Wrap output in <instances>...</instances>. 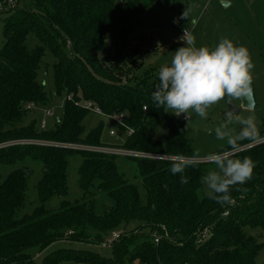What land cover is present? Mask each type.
<instances>
[{"label": "trees", "instance_id": "1", "mask_svg": "<svg viewBox=\"0 0 264 264\" xmlns=\"http://www.w3.org/2000/svg\"><path fill=\"white\" fill-rule=\"evenodd\" d=\"M151 4V0H17L1 11L6 15V41L0 53V146L38 138L58 145L193 157L192 142L151 100L159 81L154 71L144 73L147 55L139 51L147 41L130 44L138 32L137 20ZM30 35L38 39V46L29 47ZM46 50L56 60V95L66 100L62 118L39 131L24 119L29 105L48 102L45 86L38 81ZM88 103L100 109L104 119L124 117L120 129L126 138L121 145L102 142L105 120L86 131ZM165 123L164 142H155L152 131ZM260 133L264 135V130ZM251 143L242 141L240 148ZM233 156L253 161L252 177L235 186L232 202L221 206L199 196L201 178L212 166L208 162L186 163L188 183L182 185L179 174L169 170L172 162L125 157L142 183L144 203L138 187L120 172L116 155L59 146L1 148L0 165L12 171L5 179L0 177V264H256L262 245L244 228L264 231V142ZM72 157L80 159L82 191V198L74 202L67 199ZM26 159L41 162L44 171L37 186L39 206L18 219L29 172L16 165ZM56 196L60 207L49 209L46 205ZM114 233L119 237L108 248L109 257L66 249L38 262L27 253L57 242L102 247Z\"/></svg>", "mask_w": 264, "mask_h": 264}, {"label": "rangeland", "instance_id": "2", "mask_svg": "<svg viewBox=\"0 0 264 264\" xmlns=\"http://www.w3.org/2000/svg\"><path fill=\"white\" fill-rule=\"evenodd\" d=\"M121 1L125 2L126 0ZM151 2L152 4L143 10L137 20L138 32L130 39L131 45L147 41L146 47L139 51V54L147 55L144 61V73L154 71L152 75H157L160 66L169 63L172 54L178 48L186 46L181 41L182 36L178 31L179 26L190 33L197 47L207 46L213 48L221 39L228 38L235 45L247 48L253 66L251 69V85L255 98L254 108H245L243 98L240 100L225 98L208 110L207 119H200L195 113H191L188 121L184 122L182 120L183 115L176 117L169 114L172 121L192 142L194 154L203 157L209 152H219L228 149L225 141L215 139L214 130L221 123L225 122L227 118L225 112L229 106H233L240 111L238 115L231 116L233 117V123L229 125L230 128L239 131L240 126L235 122V118H247L251 115L255 117L259 131L262 132L264 130V0H151ZM185 12L186 16H184ZM5 17L6 15L0 12V53L4 49L6 41ZM39 44L38 39L34 35H30L28 41L29 47L34 48ZM55 63L56 60L50 50H46L43 63L38 72V81L45 86L48 102L36 105L34 109L28 111L24 119V124H32L39 131L42 130V122L44 120H46L49 129L63 116L66 98L63 95H56L53 75ZM48 111L53 113L52 117H46V112ZM103 120H105V124L102 142L109 146L121 145L125 141L126 134L121 131L120 126L113 119H104L102 116L91 112L84 121L86 131L95 129ZM111 132L114 135H111ZM167 133L168 127L165 123L152 131V136L155 142L163 143ZM29 141L34 143L41 140L34 138ZM19 142H26V140L16 141L15 146H22L17 145ZM12 143H7V145L14 146ZM255 144L251 143L240 148L239 151L248 150ZM70 147L85 150V147L81 146ZM233 158L238 157L233 156ZM116 163L120 167V172L125 174L129 182L138 187L141 200L146 203L145 192L141 181L136 176L133 164L122 156L116 157ZM16 167H25L29 172L25 205L17 213V218L21 219L32 214L39 206L37 186L42 179L44 166L39 161L26 159L18 163ZM79 168L80 159L78 157L70 158L68 178L69 197L67 198L70 202L82 198V191L78 185ZM11 171L12 168L0 165V177L3 179ZM204 193L205 186L203 185L199 196L201 198L206 197ZM60 204L61 199L56 196L46 206L49 209H58ZM244 231L246 234L253 236L262 245V249L256 258V264H264V231L261 228L251 227H245ZM66 249L88 250L107 257L111 254L110 249L105 247L71 244L69 242H57L44 251L38 247H34L28 250L27 253L38 262H41L43 258L49 257L52 253Z\"/></svg>", "mask_w": 264, "mask_h": 264}, {"label": "clouds", "instance_id": "3", "mask_svg": "<svg viewBox=\"0 0 264 264\" xmlns=\"http://www.w3.org/2000/svg\"><path fill=\"white\" fill-rule=\"evenodd\" d=\"M181 41L186 46L178 48L170 62L159 68V82L151 94L156 109L176 117L189 118L195 113L200 119H207L208 110L225 98L240 100L251 95L253 66L247 48L235 45L228 38L221 39L213 48L197 47L187 32ZM235 122L240 126L239 131L229 127L233 123L231 116L214 130L215 139L225 141L229 150L209 152L203 157L174 156L169 169L172 175L179 174L183 185L188 183L186 159H203L213 165L201 182L205 196L221 206L232 202L230 192L235 186L245 184L252 177L253 161L248 157L233 158L241 142H264L254 116L236 117Z\"/></svg>", "mask_w": 264, "mask_h": 264}, {"label": "built area", "instance_id": "4", "mask_svg": "<svg viewBox=\"0 0 264 264\" xmlns=\"http://www.w3.org/2000/svg\"><path fill=\"white\" fill-rule=\"evenodd\" d=\"M16 1L17 0H10L8 3H5V4L0 3V12L4 11V10H7L9 7L14 6ZM178 31L181 33L182 37L184 36L185 32H187L190 35V33L187 30H185L183 27H181V26L178 27ZM34 108H35V106L33 104L28 106V110H32ZM86 109L89 110L90 112L94 113V114L102 116L101 110L96 108V107H94L92 104L88 103L86 105ZM52 116H53L52 112H50V111L46 112V117H52ZM188 119L189 118H186L183 115L182 120L184 122L188 121ZM113 120L119 126H123L124 117L122 115L115 116L113 118ZM46 126H47V122H46V120H44L42 122V128L44 129V128H46ZM132 134H133V131H129L127 133V136H131ZM111 135H114V133L111 132ZM12 144H14V146H15L16 142H13ZM258 144H260V143H256L255 145H258ZM17 145H37V146H44V147L59 146V147L71 148L70 146H62V145L53 144V143L45 142V141H36V142L33 143L32 141H29V140H26V142H19V144H17ZM255 145H252V146H255ZM8 146H11V145H7V144L1 145L0 149L8 147ZM84 149L85 150L87 149L88 151L99 152V153H104V154H108V155H116V156H122V157H131V158H136V159L152 160V161H169V162H172V157H173V156H168V155H159V154L127 151V150H120V149H112V148H90V147H85ZM184 162L185 163H207V161H205L203 159H186ZM118 237H119V234L118 233H114L112 235V237L107 242H105L102 245V247H105V248L111 247L113 241H115ZM154 239H155V243L159 242V238L158 237H155Z\"/></svg>", "mask_w": 264, "mask_h": 264}, {"label": "water", "instance_id": "5", "mask_svg": "<svg viewBox=\"0 0 264 264\" xmlns=\"http://www.w3.org/2000/svg\"><path fill=\"white\" fill-rule=\"evenodd\" d=\"M252 88V85H251ZM244 101V107L248 109H252L255 107V98H254V92L252 89L251 95L243 98ZM240 113L239 110L235 109L233 106H229L228 110L225 112V115L227 117L232 116V115H238Z\"/></svg>", "mask_w": 264, "mask_h": 264}]
</instances>
